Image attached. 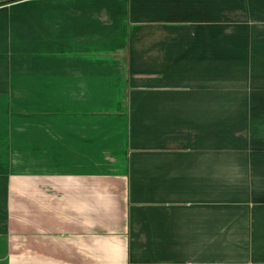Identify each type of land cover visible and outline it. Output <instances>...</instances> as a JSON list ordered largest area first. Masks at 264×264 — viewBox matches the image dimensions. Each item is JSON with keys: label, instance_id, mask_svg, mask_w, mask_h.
<instances>
[{"label": "crops", "instance_id": "obj_1", "mask_svg": "<svg viewBox=\"0 0 264 264\" xmlns=\"http://www.w3.org/2000/svg\"><path fill=\"white\" fill-rule=\"evenodd\" d=\"M0 264H264V0H0Z\"/></svg>", "mask_w": 264, "mask_h": 264}]
</instances>
